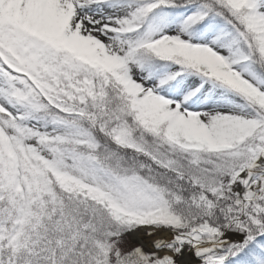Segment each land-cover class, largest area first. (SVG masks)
<instances>
[{
    "label": "snow or ice",
    "instance_id": "1",
    "mask_svg": "<svg viewBox=\"0 0 264 264\" xmlns=\"http://www.w3.org/2000/svg\"><path fill=\"white\" fill-rule=\"evenodd\" d=\"M0 264H264V0H0Z\"/></svg>",
    "mask_w": 264,
    "mask_h": 264
}]
</instances>
